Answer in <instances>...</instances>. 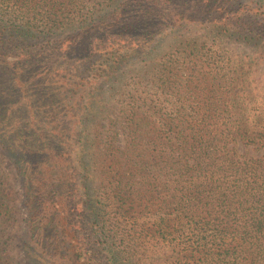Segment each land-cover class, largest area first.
<instances>
[{
    "label": "trees",
    "instance_id": "1",
    "mask_svg": "<svg viewBox=\"0 0 264 264\" xmlns=\"http://www.w3.org/2000/svg\"><path fill=\"white\" fill-rule=\"evenodd\" d=\"M85 1L0 0V148L22 182L26 254L39 264H264V162L237 151L264 149V107L253 112L233 76L196 94L185 86L166 112L151 102L90 121L93 143L86 129L101 111L97 83L121 48L154 34L156 18L196 25L207 16L264 47V3L117 0L82 17ZM78 17L85 27L59 35ZM94 50L96 86L60 68ZM96 176L106 191L91 197ZM3 186L0 176V264H12ZM92 212L100 232L86 231Z\"/></svg>",
    "mask_w": 264,
    "mask_h": 264
},
{
    "label": "rangeland",
    "instance_id": "2",
    "mask_svg": "<svg viewBox=\"0 0 264 264\" xmlns=\"http://www.w3.org/2000/svg\"><path fill=\"white\" fill-rule=\"evenodd\" d=\"M119 1V0H118ZM243 4L250 0H242ZM255 6L264 0H251ZM117 0H87L79 11L82 17L85 15L102 14L109 11ZM227 9H234L235 4L228 2ZM232 5V6H231ZM232 7V8H231ZM166 12V11H165ZM231 14L232 12H228ZM153 25V33L147 37L132 39V44L127 43L121 48V57L111 72L97 83V90L93 100L100 97V113L96 118L86 121L87 131L91 135L93 143L94 127L90 121H109L124 117L128 107L134 105L138 111L145 110L146 104L156 102L158 106L165 107L161 112L170 107L180 106L184 96V87L192 88L196 94L199 87H208L211 90L212 83L219 84L226 76H233L238 87H244L248 92L245 102L251 107H264V47L263 42L256 43L228 34L213 28L209 17H202L195 22H181L170 19L156 18ZM81 17L72 22V29L60 30L59 35H71L73 29L85 27ZM80 30V29H79ZM79 30H75L72 34ZM119 44V43H117ZM125 45V44H124ZM129 45V46H127ZM98 53L93 51L91 58H81L76 62H63L61 69L78 82H86V86H96L88 83L92 78L94 60ZM91 84V85H90ZM168 87H175L169 91ZM236 89L232 91L235 92ZM92 92V89H91ZM90 92V93H91ZM172 92V95H171ZM93 93H95L93 91ZM90 96H93L94 94ZM174 93V94H173ZM187 96V95H185ZM239 97H236V100ZM173 104V106L170 104ZM95 103V104H96ZM103 105V106H101ZM173 109V108H172ZM172 111V110H170ZM37 114H40L39 112ZM253 115V113H250ZM88 116V114H87ZM102 135L109 132L106 128L101 129ZM100 137V136H98ZM96 141V140H94ZM237 151L246 156L261 159L264 162V149L254 150L251 145L238 144ZM0 176L4 182L5 190L10 194L9 202L12 205L13 223L4 230L3 238L6 242L8 255L12 264H39L26 254L24 248L26 241L25 208L22 197V182L10 162L0 148ZM100 178L93 180L91 197L98 192H105L98 187ZM103 195V194H102ZM89 212L87 209L86 214ZM95 212V211H94ZM94 212L90 217V223L86 231L91 232L100 229L94 224ZM97 235L100 236L99 233ZM98 237V236H95ZM101 240H104L103 238ZM59 264H65L58 261Z\"/></svg>",
    "mask_w": 264,
    "mask_h": 264
}]
</instances>
